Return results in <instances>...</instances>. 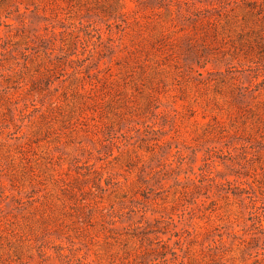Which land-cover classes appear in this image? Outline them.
Instances as JSON below:
<instances>
[{
	"label": "rangeland",
	"instance_id": "374dc122",
	"mask_svg": "<svg viewBox=\"0 0 264 264\" xmlns=\"http://www.w3.org/2000/svg\"><path fill=\"white\" fill-rule=\"evenodd\" d=\"M0 264H264V0H0Z\"/></svg>",
	"mask_w": 264,
	"mask_h": 264
}]
</instances>
